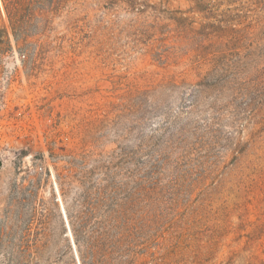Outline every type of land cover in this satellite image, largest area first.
Here are the masks:
<instances>
[{
  "label": "rangeland",
  "instance_id": "rangeland-1",
  "mask_svg": "<svg viewBox=\"0 0 264 264\" xmlns=\"http://www.w3.org/2000/svg\"><path fill=\"white\" fill-rule=\"evenodd\" d=\"M116 214L121 264H264V0H0V264Z\"/></svg>",
  "mask_w": 264,
  "mask_h": 264
},
{
  "label": "trees",
  "instance_id": "trees-1",
  "mask_svg": "<svg viewBox=\"0 0 264 264\" xmlns=\"http://www.w3.org/2000/svg\"><path fill=\"white\" fill-rule=\"evenodd\" d=\"M212 81H204L198 83L197 86L208 87V83ZM195 96L197 93H202L204 90L200 88L190 89ZM192 101V100H191ZM183 128L177 126L176 130L181 131ZM183 131H181L182 133ZM168 144L170 141L167 140ZM171 146V145H170ZM109 230L100 231L96 229L90 234L83 232L85 221L79 220L77 225L71 220L73 248L77 252V257L71 249V245H65V249L57 251L54 257L56 264H121V258L126 252L131 251L132 242L129 240L127 233V218L123 215L116 214L109 217ZM113 231V232H112ZM72 236V235H71ZM137 252V251H134ZM39 255L40 252L36 249L31 252V256ZM141 264V263H138Z\"/></svg>",
  "mask_w": 264,
  "mask_h": 264
},
{
  "label": "bare ground",
  "instance_id": "bare-ground-1",
  "mask_svg": "<svg viewBox=\"0 0 264 264\" xmlns=\"http://www.w3.org/2000/svg\"><path fill=\"white\" fill-rule=\"evenodd\" d=\"M65 215H66V214H65V212H64V213H63V216H64L65 220L67 221V218H66ZM68 227H69V224H68ZM68 229H70V228H68ZM69 235H71V232H69Z\"/></svg>",
  "mask_w": 264,
  "mask_h": 264
},
{
  "label": "water",
  "instance_id": "water-1",
  "mask_svg": "<svg viewBox=\"0 0 264 264\" xmlns=\"http://www.w3.org/2000/svg\"><path fill=\"white\" fill-rule=\"evenodd\" d=\"M76 253V257H77V252H75ZM78 258V257H77Z\"/></svg>",
  "mask_w": 264,
  "mask_h": 264
}]
</instances>
